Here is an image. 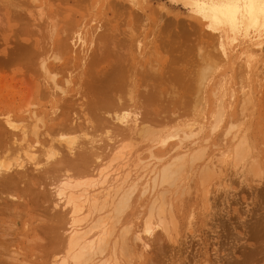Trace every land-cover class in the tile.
Returning <instances> with one entry per match:
<instances>
[{
	"label": "rangeland",
	"instance_id": "obj_1",
	"mask_svg": "<svg viewBox=\"0 0 264 264\" xmlns=\"http://www.w3.org/2000/svg\"><path fill=\"white\" fill-rule=\"evenodd\" d=\"M112 72L118 75L116 86ZM110 74L111 84L105 78ZM108 83L114 90L112 103L108 99L112 105L108 101L110 108L95 109L92 116L91 89ZM65 88L69 93H62ZM0 113V123L10 115L26 133L23 140L17 132V141L7 146L8 157L26 160L24 148L30 145L42 159L52 145L59 152L56 158L90 157L85 167L94 177L104 167L117 170L125 162L122 169H128L136 190L118 219L112 206L101 211L107 216L114 212L112 220L118 221L109 237L118 249L106 247L105 257L114 249L110 257L119 264H264V0H0ZM164 168L171 172L162 182ZM64 170L71 182L93 177ZM55 179L45 181L46 188L31 186L40 197L42 190L44 196L49 193L51 201L40 200L46 201L41 202L44 213L38 202L30 204L28 196L19 195L18 184L14 192L21 197L16 200L21 198L27 211L15 205L10 212L20 216H8L6 222L10 207L3 215V198L11 192L0 196V224L15 225H9L11 233L0 225V237L8 232L12 237L6 234V240L19 239L8 243L14 250L35 253L38 237L43 239V230L50 227L46 217L66 212L54 205ZM148 181L153 183L143 188ZM29 204L38 206L36 211ZM157 214L164 216L167 229L158 226L146 235L145 218ZM41 220L48 226H41ZM37 224L42 231L40 226L35 230ZM43 241L37 249L46 237Z\"/></svg>",
	"mask_w": 264,
	"mask_h": 264
},
{
	"label": "bare ground",
	"instance_id": "obj_2",
	"mask_svg": "<svg viewBox=\"0 0 264 264\" xmlns=\"http://www.w3.org/2000/svg\"><path fill=\"white\" fill-rule=\"evenodd\" d=\"M68 41V40H67ZM64 43H66V45H67V43L68 42H64ZM64 43H63V45H64ZM72 44H73V42H72ZM66 45H64V46H66ZM68 46V45H67ZM70 46H75V44L74 45H71L70 44ZM69 47V46H68ZM67 47V48H68ZM66 48V47H65ZM66 48V49H67ZM69 49H70V47H69ZM84 52V51H83ZM88 53V52H87ZM76 55V54H75ZM78 56V55H77ZM82 56V55H81ZM81 56H79L78 58H81ZM76 57V56H75ZM96 57V56H95ZM83 59V58H82ZM86 59V58H85ZM90 59V58H89ZM92 60V59H91ZM81 61V60H80ZM89 63V62H88ZM77 68H79V67H77ZM43 69V68H42ZM119 69V68H118ZM45 70V69H44ZM47 71V70H46ZM108 71V70H107ZM112 71L114 72V69H112ZM49 71H47V73H48ZM87 72H90V71H87ZM87 72H85V73H87ZM112 72V73H113ZM44 73V72H43ZM108 73H109V71H108ZM110 73H111V71H110ZM121 72H119V74H120ZM122 73H123V70H122ZM92 74V73H91ZM90 74V75H91ZM104 74V73H103ZM114 74V73H113ZM113 74H112V76H113ZM124 74V73H123ZM79 75V74H78ZM88 75H89V73H88ZM89 75V76H90ZM105 75V74H104ZM117 74L115 73L114 74V81L112 80L113 78L111 77V74L109 75L110 77H105L106 79L108 78H112L111 79V81H110V79L109 80H107L106 82H109L110 81V84H111V82L113 81V83L115 82H117V76H116ZM122 75V74H121ZM120 75V76H121ZM92 76V75H91ZM50 77V76H49ZM78 77V76H77ZM93 78H94V76H92ZM97 78H101V77H98V76H96ZM95 77V78H96ZM103 77V76H102ZM124 77V76H123ZM76 78V77H75ZM81 78V77H80ZM90 78V77H89ZM94 78V79H95ZM104 78V80H103V82L106 80ZM92 79V78H91ZM94 79H92V80H94ZM73 80V79H72ZM91 80V81H92ZM99 80V79H98ZM118 80H119V77H118ZM73 81H75V80H73ZM78 81V80H77ZM120 81V80H119ZM123 81V80H122ZM94 82V81H93ZM97 82H99V81H97ZM105 82V83H106ZM88 83V82H87ZM101 83V82H100ZM100 83H98L97 84V86H101V84ZM114 83V85L116 86L117 84H115ZM118 83V82H117ZM120 83V82H119ZM86 84V83H85ZM104 83H102V85H103ZM109 84V83H108ZM108 85L107 87L109 88H107L106 86H103V87H101V88H99V87H97V88H93V89H91V95H89L90 96V100H91V102H89V103H92L91 105L90 104H88V105H90V110H91V113H93V114H91L92 116L94 115V116H96L95 114H94V112H96L97 110H99V109H103V108H105V107H108V108H110L111 107V103H112V101H113V99H109V97H111L112 95H111V93H110V91L112 90V91H114L112 88L113 87H111L112 85ZM51 85V84H50ZM88 86H90V83L89 84H87ZM104 85H106V84H104ZM113 85V86H114ZM87 86V87H88ZM110 86V87H109ZM114 86V87H115ZM119 86H120V84L118 85V88H119ZM54 87V86H53ZM58 87V86H57ZM92 88V87H91ZM111 88V89H110ZM117 88V87H116ZM54 89V88H53ZM53 89H49V91L50 90H53ZM55 89H57V88H55ZM59 89H61V88H58L57 90H59ZM66 89V88H65ZM62 90V93L63 92H68L69 93V91H67V89L66 90ZM86 89H88V88H86ZM119 90V89H118ZM60 91V90H59ZM90 91V90H89ZM116 91V90H115ZM48 92V91H47ZM85 92H86V90H85ZM42 93H44V92H42ZM52 93H55V92H52ZM67 93V94H68ZM48 94V93H47ZM72 94V93H71ZM87 94H89V93H87ZM111 96H110V95ZM49 95V94H48ZM69 95V94H68ZM67 95V96H68ZM75 94H73L72 96H74ZM109 95V96H108ZM114 95H117V94H114ZM114 95H113V97H114ZM50 96H52V95H50ZM67 96H66V99H67ZM87 96V95H86ZM85 96V97H86ZM59 97H60V95H59ZM58 97V99L59 100H61L62 98H59ZM117 97V96H116ZM119 97H120V95H119ZM118 97V98H119ZM68 98H71V96L69 95L68 96ZM88 98V97H87ZM86 98V99H87ZM65 99V100H66ZM111 100V103H110V101L109 100ZM117 99V98H116ZM88 100V99H87ZM119 100H121V98L120 99H118V101ZM62 101H64V98H63V100ZM68 101V100H67ZM109 101V102H108ZM117 101V100H116ZM108 102V103H107ZM120 102V101H119ZM63 103H66V102H62V104ZM106 103L110 106H106ZM67 105L68 104H70L69 103V101L66 103ZM84 104V103H83ZM111 104V105H110ZM66 105V106H67ZM86 105V104H85ZM87 105V106H88ZM58 106H61V103H60V105H58ZM66 106L64 107V108H66ZM69 107H71V106H69ZM86 107V106H85ZM89 107V106H88ZM59 108V107H58ZM61 109V108H60ZM59 109V110H60ZM63 109V108H62ZM95 109H97V110H95ZM107 109V108H106ZM85 110V109H84ZM89 110V111H90ZM106 111V110H105ZM108 111V110H107ZM68 112V111H67ZM98 112H100V111H98ZM57 113V112H56ZM56 113H55V116L53 117V118H55L56 117ZM85 113V112H84ZM1 114H3V113H0V115ZM6 114H9V112H7ZM60 115V113L58 112L57 113V116H59ZM62 114V113H61ZM87 114H88V111H87ZM100 114V113H99ZM98 113H97V116L99 115ZM66 115V114H65ZM64 116V115H63ZM66 118H67V116H65ZM90 117V116H89ZM100 116H98V119H100V118H102V117H100ZM1 118V117H0ZM66 118H64L65 120H66ZM93 119L95 118H97V117H92ZM92 118H90V119H92ZM122 118V117H121ZM58 119V118H57ZM98 119H96L97 121H98ZM120 119V118H119ZM125 119V118H124ZM2 121H1V123H0V196H2V193L3 194H6L7 192H5V191H9V192H11L10 194H6L7 195V197H5V198H3L4 196H2V198L3 199H7V201H4L5 202V204L7 205H4V209L2 210V211H4V210H6V211H4V213L6 212V213H8V210H7V208H9V212H10V210H12V207L13 208H15V205L16 206H18V208L20 207L21 208V206L22 205H24L23 203H21L20 202V200H21V198L19 199V203H18V200H16L17 199V197H21V196H23L24 194L26 195V196H28V199L26 198V196L24 197L23 196V198H26L27 200H28V203H30V204H32V202H38L39 204H40V207L41 208H39L40 209V211L42 210V207H43V203H46V201L45 200H47V198H48V201H51L50 200V198L48 197L49 196V193L47 194L48 196H44V194H46L45 192V190H42V191H44V193L43 192H41V193H43V197H46V199L45 200H43V201H40V200H42V199H44V198H42V196L40 197L39 196V191H38V193H35L34 192V190L36 189V188H34V190H32L31 189V186L32 185H34V184H42V186H43V184L45 183V181H47V180H49L48 182H50V180L52 181L53 179H55V178H57V179H55V180H57V183H56V189H55V196H56V202L54 203V205H59L60 206V208H62V209H65L64 211H66L65 213H61L60 214V212H56V214L58 213L59 215H57L56 216V214H53V217L51 218V213H49V215H51L49 218H48V214L46 215L47 217V219H49V221H50V224H48V223H46L45 222V220H43L44 222H42V220L40 221L41 222V226H42V224H48L50 227L49 228H47V226H45L44 227V225H43V227L46 229V230H43V232H42V234H43V236H41L42 238L45 236L46 237V241H45V244H43L42 246L40 245L39 246V249H37L36 247H38L37 245L38 244H40V243H42V241L45 239V237L43 238V239H41L40 237H38V236H40V232L42 231V227L40 226V224H37L38 226L36 227V229L35 230H37V232L39 231L37 228L39 227L40 228V232H39V235L37 236H35L36 237V239H37V237H38V239L37 240H39L40 241V243H39V241H38V244L36 243V244H34V247H35V253H33V254H31V255H28L29 254V250H27V252H24L25 250H23V252H21L20 251V249L18 248V250H16L17 248H15V250L13 249V247H14V245H13V247H12V245L10 246V244H14V241L15 242H17L18 243V241H19V239L16 241V240H11V239H13V238H8L9 239V241L8 240H6L5 239V237L7 238V237H9L10 235L8 234V232H10V231H8L9 229H8V227H9V225H10V227L12 226V227H15V225L13 226V225H11L10 223L9 224H7V225H5L4 223V225L7 227H5V226H3V227H5V229L8 231L7 233H6V230H5V233L8 235V236H5L6 234L5 233H3V234H5V235H3V236H1L0 238V240L2 241V239H5L6 240V242L4 241H2V242H0V264H23V263H27V262H30L29 264H119L117 261H116V258H114L115 260H113V258H111L110 256L112 255V257H113V254H114V251L116 250V249H118V247L117 248H115L114 246H116V244L115 245H113V244H109V237L112 235V233H113V231H114V224L116 223V222H118V221H116L115 222V220L116 219H118L117 218V216H118V214H119V212L120 211H122L123 209H125L126 207H125V205L126 204H128L129 203V201L127 202V199H129V198H131V193H133V192H131L132 190H133V187L131 188V186L130 185H132V186H135L136 184V181L135 180H132V179H134V178H131L130 177V172L129 171H127L126 169H122V168H124V167H122L123 166V163H125V162H123V163H121V168L119 169H115L114 170V168H113V170H111L112 169V167L110 168L109 166V168H110V170L109 169H107V167H104V168H102V169H100L98 172H95V176L96 177H94L93 176V172H92V170H89V169H87L86 170V167H85V163H88L89 164V162H85L86 160L87 161H89L88 159L90 158V157H88V156H86V154L85 155H81V156H79V154H78V156L80 157V158H78L77 156H76V159L74 160L73 158H72V160L70 159V160H67V159H63L64 158V156L62 157L60 154V156L58 157V158H56V156L58 155V153L56 152V150L55 151H53L52 149H54L53 147H52V145L51 146H49V148L51 147L52 149H47V152L45 153V154H43V156H42V154H41V156H42V159H38V157L36 156V154L33 152V151H30L29 150V148L31 149V146L30 145H28L27 147L28 148H24V149H26V150H24L25 152H24V154H25V156L27 157V161L25 160V159H22V160H20V157H14V158H11V157H8L7 156V151H9L8 150V148H7V146H8V144L11 142L12 144H14L17 140L16 139H18L19 138V134H17V132L19 131H21L22 132V138H23V140L25 139V136H26V133H25V131L23 130V128L19 125V124H17V121L15 122L14 120V118H12L10 115H5V116H3L2 117V119H1ZM53 120V119H52ZM68 120V119H67ZM66 120V121H67ZM88 120V119H87ZM105 120V119H104ZM120 120H122V119H120ZM119 120V121H120ZM65 121V122H66ZM101 121V120H100ZM81 122H83V121H81ZM92 122V121H91ZM106 122V121H105ZM78 123V122H77ZM89 123H90V121H89ZM92 123H94V122H92ZM99 123H101V122H99ZM134 123V122H133ZM76 124V123H75ZM78 124H80V123H78ZM86 124H87V122H86ZM95 124V123H94ZM105 124V123H104ZM58 126H61L62 125V123H59V124H57ZM66 125H68V126H71L70 125V123H67ZM65 125V123L62 125V126H64V127H66L67 128V126ZM57 126V127H58ZM77 126H79V125H77ZM101 126H103V125H101ZM35 127V126H34ZM64 127H62V128H64ZM73 127H75L74 126V124H73ZM73 127H72V129H73ZM91 127H93L94 128V126L92 125ZM97 127V126H96ZM136 127V126H135ZM51 127H49V129H50ZM59 128V127H58ZM61 128V127H60ZM61 128V130H64V129H62ZM69 128V127H68ZM36 129V128H35ZM34 129V130H35ZM56 129V128H55ZM75 129V128H74ZM73 129V130H74ZM54 130V129H53ZM51 131L52 133H54V131ZM66 130V129H65ZM58 131V130H57ZM32 133H35L34 134V136H38L39 135V133L37 134V131H33ZM46 136V135H45ZM51 138V137H50ZM54 138V137H53ZM52 139V138H51ZM50 139V140H51ZM50 140H48L49 141V143H50ZM57 140V139H56ZM59 141V140H58ZM62 141V140H61ZM73 141V140H72ZM72 141H69V143H71ZM55 143V142H54ZM57 143V142H56ZM59 143H60V141H59ZM59 143H58V145H59ZM67 143V142H66ZM52 144V143H51ZM53 145H55V144H53ZM57 145V144H56ZM69 146L71 145V144H68ZM73 145V144H72ZM68 146V147H69ZM66 147H67V145H66ZM68 147H67V149H68ZM23 149V148H22ZM39 149V148H38ZM45 149V148H44ZM59 149V148H58ZM73 149H74V147H69V151H73ZM40 150H42V149H40ZM17 151V150H16ZM34 151H36V150H34ZM38 151V150H37ZM45 151H46V149H45ZM41 152V151H40ZM44 152V151H43ZM42 152V153H43ZM241 152V151H240ZM63 154V153H62ZM65 154V153H64ZM46 157H45V156ZM239 155H241V153L240 154H238V156H237V158L238 157H240ZM66 156V155H65ZM86 156V157H85ZM90 156V155H89ZM45 157V159H43ZM62 157V158H61ZM125 157V156H124ZM69 158V157H68ZM75 158V157H74ZM127 158V157H126ZM124 158H122L121 160H123ZM128 159H130L129 157H128ZM178 159V158H177ZM181 159V158H180ZM42 160H45V161H43V162H41ZM78 160V161H77ZM131 160V159H130ZM34 162V163H32V162ZM137 161V160H136ZM135 162V161H134ZM174 162V161H173ZM27 163L29 164V166L30 165H34V166H36V167H38V168H34L33 167V169L32 170H35L34 172H36V174H35V178L33 177L34 176V174H33V176H32V173H34L33 171H31V170H29V169H31V167L29 168V167H27L26 168V165H27ZM41 163H43V164H41ZM181 163V162H180ZM40 164L42 165V167H39L40 166ZM87 164V165H88ZM178 164V163H177ZM48 165V166H47ZM86 165V166H87ZM135 165V164H134ZM175 165V164H174ZM179 166H181V165H179ZM170 167V166H169ZM178 167V166H177ZM29 168V169H28ZM70 168H72V169H74L75 171H77V174H78V176H80V175H85V173H89V174H92V176L93 177H90L89 179H88V181L86 182V181H83V182H71L69 179H70V175H65L64 176V174H66V173H61L62 171L64 172H67L66 170H64V169H70ZM88 168H89V165H88ZM129 168V167H128ZM172 168V167H171ZM182 168H183V166H182ZM130 169V168H129ZM170 169V168H169ZM167 170V169H162V171L161 172H159V176H161L159 179H160V181H162V182H164V180H166L167 178H168V175H169V173L171 172L170 170ZM179 170H180V168H178ZM31 171L30 172V174H29V171ZM74 170H71V171H74ZM90 172H89V171ZM132 170V169H131ZM138 170V169H137ZM87 171V172H86ZM94 171V170H93ZM47 172V174H48V176L47 177H45L46 175H45V173ZM79 172H81V173H79ZM41 174V176H42V174H43V176H42V178H40V177H38L37 176V174ZM50 173H51V175H50ZM56 173V174H55ZM60 175H59V174ZM74 173H76V172H73L72 174H74ZM176 173V172H175ZM59 175V176H61L62 174H63V177L61 176V177H59L58 178V176L57 177H55V175ZM72 174H71V176H72ZM76 174V175H77ZM80 174V175H79ZM88 174V175H89ZM87 175V174H86ZM137 175H139V174H137ZM74 176V175H73ZM139 177V176H138ZM175 177V176H174ZM38 178H40V182H39V179ZM61 178V181L59 180ZM63 178V179H62ZM131 178V179H130ZM137 178V177H136ZM135 178V179H136ZM146 178V177H145ZM46 179V180H45ZM139 179V178H138ZM85 180H87V179H85ZM131 180L132 181H134L133 183H131ZM145 179H143V181H144ZM54 181V180H53ZM53 181L52 182H50V183H52L53 184ZM130 181V182H129ZM153 182H154V179H153ZM153 182H151V183H149V181L146 183V186L145 187H143V188H146L147 189V185H148V183H149V185L150 184H152ZM49 183V184H50ZM131 183V184H130ZM21 185L22 184V186H21V188L19 189V185ZM48 184V185H49ZM129 184V185H128ZM137 184L139 185V183L137 182ZM140 184H142V182L140 183ZM17 185H18V187H17ZM47 185V184H46ZM137 185V186H138ZM154 185H155V182H154ZM39 185H37V187H38ZM129 186H130V188H129ZM140 186V185H139ZM15 187H16V189H19V191H20V194L19 195H21V196H18V194H16V193H18L19 191L18 190H16V193L14 192V190H15ZM40 187V186H39ZM43 187H45L46 188V186H45V184H44V186ZM151 187H152V185H151ZM151 187H148V188H151ZM135 188H136V186H135ZM134 188V190H136ZM146 189H144V190H146ZM154 188L152 187V190H153ZM133 190V191H134ZM151 190V189H150ZM149 190V191H150ZM152 190L150 191L151 193H152ZM13 191V192H12ZM18 191V192H17ZM36 191H37V189H36ZM147 191V190H146ZM156 190L154 189V192H155ZM120 192H122V193H120ZM131 192V193H130ZM144 192V191H143ZM23 194V195H22ZM120 195V197H119V195ZM130 195V196H129ZM1 198V197H0ZM117 198V199H116ZM1 200V199H0ZM25 200V199H24ZM26 200V201H27ZM117 200V201H116ZM2 202H3V200H1ZM0 201V202H1ZM15 201H16V203H18V204H16L15 203ZM40 201V202H39ZM1 202V203H2ZM25 202V201H24ZM41 202H43V203H41ZM116 202V203H115ZM127 202V203H126ZM156 202V201H155ZM154 203V202H153ZM20 204H22L21 206H20ZM29 204V205H30ZM38 204V205H39ZM43 204V205H42ZM115 204V205H114ZM2 205H3V203H2ZM1 205V206H2ZM26 205V204H25ZM25 205L23 206V208L25 209ZM36 205V204H35ZM58 206V207H59ZM110 206H112V208L114 209L115 208V210H114V212L117 214L116 215V218H115V220L113 221L112 220V217L111 216H115V213L113 212V209H112V212H113V214L110 212V215H109V213H108V216H110V217H108L105 213H104V215L103 214H101V211L103 210V209H105V208H108V207H110ZM115 206V207H114ZM29 208L30 207H34V211H36V208H38V206H28ZM0 208H3V207H0ZM6 208V209H5ZM23 208H21V210L23 209ZM23 209V210H24ZM44 209V208H43ZM14 210V209H13ZM16 210H17V208H16ZM22 210V211H23ZM31 210H33V209H31ZM31 210H30V212H31ZM44 210H47L46 209V206H45V209ZM161 210H163V209H161ZM25 211H27L26 209H25ZM34 211H32V214H33V212ZM43 211V210H42ZM110 211V210H109ZM3 213V212H2ZM6 213L5 214H3V215H6ZM23 213V212H22ZM43 213H44V211H43ZM123 213V212H122ZM13 214H18L17 212H15V213H13ZM13 214H12V212H10V213H8V215H6L5 217H7L8 219H6L5 221L6 222H8L9 221V217L8 216H13ZM45 214H46V212H45ZM66 214H68L69 215V217L67 218V217H65L66 216ZM112 214V215H111ZM24 215V214H23ZM106 215V216H105ZM119 215H121V213L119 214ZM20 215H17V216H15L14 215V218H18ZM45 216V215H44ZM1 217V216H0ZM25 218H26V216H24ZM14 218H12V224L14 223ZM43 218H45V217H43ZM50 218H51V220H50ZM54 218V219H53ZM5 219V218H4ZM23 219V218H22ZM28 218H26V220H27ZM113 219H114V217H113ZM155 219H157L156 221H154ZM0 220H1V218H0ZM48 221V220H47ZM48 221V222H49ZM52 221H53V224L52 225H54V226H56V227H54V226H52L51 225V223H52ZM39 222V223H40ZM166 220H164V216H161L160 214H157V215H155V217L154 216H147L146 218H145V221H144V226H145V228H144V232H145V234L146 235H151V233L153 232V230L155 229V227H161V228H163V231H165L166 229H167V225H166ZM34 222H32V224H33ZM164 223V224H163ZM3 224H0V225H3ZM25 224H27V223H25ZM163 224V225H162ZM29 225V224H28ZM59 227H58V226ZM64 225H66V228H65V230H64ZM164 225L166 226V228L164 227ZM33 226V225H32ZM63 228V233H64V231H65V233H66V235H67V237H66V235H65V233H64V235H62V233H61V230H60V228L61 227ZM9 227V228H10ZM2 228V227H1ZM25 228V227H24ZM34 228V227H33ZM43 228V229H44ZM57 228H59V230L57 229ZM2 229H4V228H2ZM1 229V231L2 232H4V230H2ZM29 229V228H28ZM31 229V228H30ZM11 231H12V234H13V229H10ZM34 230V231H35ZM58 232H57V231ZM0 231V232H1ZM17 231V230H16ZM31 230H29V232H30ZM59 232H60V234L62 235V237L64 236V237H66L65 238V240L64 239H62L61 237H59ZM123 232H126V231H123ZM122 232V233H123ZM11 233V232H10ZM25 233V232H24ZM24 233H23V235H21L22 237H24L25 235H24ZM28 232L26 231V234H27ZM31 233V232H30ZM29 234V233H28ZM27 234V235H28ZM124 235H125V233H123ZM162 234V233H161ZM163 234H165V233H163ZM20 234H18V236H19ZM35 235V234H34ZM33 235V236H34ZM121 236L120 237H122L123 235L122 234H120ZM5 236V237H4ZM114 236V235H113ZM10 237H12V236H10ZM17 237V236H16ZM28 237V236H27ZM32 237V236H31ZM63 237V238H64ZM124 237V236H123ZM137 238H138V240L139 241H142V246H145V247H147L148 245H147V243L145 242V241H143L142 240V238L140 237V236H136ZM17 238H20V237H17ZM33 238V237H32ZM58 238V239H57ZM61 238V240H59ZM125 238V237H124ZM124 238H123V241H125L124 240ZM14 239H16V238H14ZM24 239V238H23ZM26 239V238H25ZM48 239V240H47ZM10 240H11V242H10ZM29 241V243H30V239H28ZM64 240V241H63ZM50 241V242H49ZM31 242H34V241H31ZM47 242H49V243H47ZM126 242V241H125ZM8 243H10V244H8ZM24 243V242H23ZM43 243H44V241H43ZM124 243V242H123ZM20 244H22V243H20ZM25 244H27V240L25 241ZM109 244V245H108ZM121 246H122V249H123V247H125V246H123L121 243H119ZM30 245H32V244H30ZM108 245V246H107ZM113 245V246H112ZM19 246V245H18ZM21 246V245H20ZM33 246V245H32ZM109 246H111V247H113V248H115V250L113 249H111L112 250V252H113V254H111L110 255V253L109 254H107V256L108 257H105V251H106V247H109ZM118 246V245H117ZM121 246H119V248L121 249ZM10 247H12V248H10ZM27 247V246H26ZM33 247V248H34ZM63 247H64V249H63ZM144 247V248H145ZM21 248V247H20ZM25 248V247H24ZM29 248V247H28ZM63 249L62 251L60 250V249ZM110 248V247H109ZM159 248H161V247H159ZM12 249V250H11ZM146 249V248H145ZM33 250V249H32ZM111 250H110V252H111ZM160 250V249H159ZM33 251V252H34ZM60 251V252H59ZM109 251V250H108ZM107 251V252H108ZM63 253L62 255H63V257H61V255L59 254V253ZM111 252V253H112ZM3 254H6V255H4L3 256ZM104 254V255H103ZM32 255H34L35 257H38L36 260L34 259V258H31V260H30V258L28 257V256H31L32 257ZM21 256H23L22 258L23 259H25V261L24 262H22L21 261V259H20V257ZM51 257V258H50ZM60 257V258H59ZM99 257H101V258H99ZM28 258H29V260H28ZM50 258V259H49ZM56 258H58V259H60L59 260V262H58V260L56 259ZM57 261H56V260ZM42 260V261H41ZM41 261V262H40ZM45 261V263H43Z\"/></svg>",
	"mask_w": 264,
	"mask_h": 264
}]
</instances>
